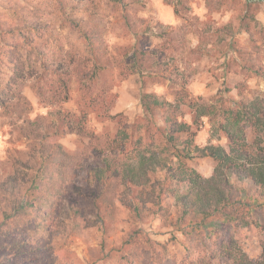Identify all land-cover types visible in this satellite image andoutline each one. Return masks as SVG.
I'll return each mask as SVG.
<instances>
[{"label":"rangeland","instance_id":"obj_1","mask_svg":"<svg viewBox=\"0 0 264 264\" xmlns=\"http://www.w3.org/2000/svg\"><path fill=\"white\" fill-rule=\"evenodd\" d=\"M145 93L178 108L145 111ZM0 97V175L22 171V192L44 206L22 248L8 251L17 232L0 218V264L264 263L262 200L247 226L238 220L259 195L252 183L232 177L231 205L203 221L181 213L169 190L185 186L164 170L140 186L117 176L150 153L211 176L216 162L193 147L228 149L225 110L256 100L264 111V0H0ZM167 112L188 125L171 142ZM243 138L264 147L258 129ZM46 143L62 146L65 182L47 163V190L31 192ZM136 197L145 204L133 210Z\"/></svg>","mask_w":264,"mask_h":264},{"label":"trees","instance_id":"obj_2","mask_svg":"<svg viewBox=\"0 0 264 264\" xmlns=\"http://www.w3.org/2000/svg\"><path fill=\"white\" fill-rule=\"evenodd\" d=\"M17 76L21 78L20 73H16L15 77L7 82L2 91L9 90L10 85L15 84L17 81ZM7 102L0 97V108H7ZM140 102L142 108L148 112L178 108V105L160 100L152 93L143 94L140 97ZM199 108L201 109V115L208 114V111L204 110L207 108L206 106L201 105ZM223 120L220 129L228 139V149L215 145H207L203 148L193 147L197 155L201 157L209 156L216 162L211 176L202 177L195 170L187 167L180 158L177 159L176 163H170L166 159L157 158L155 153L140 155L133 166L126 164L117 172V176L134 186H140L147 183L149 172H153L155 169L164 170L168 180L183 183L185 186L182 193H179L177 189L169 190V193L175 198L178 208L181 209V213L183 215L190 213L203 221L211 219L216 214L223 213L226 207L231 205L229 194L234 188L230 183L232 177L236 181H248L258 188L259 195L252 199V204L242 203L244 208L241 209L246 210L243 216L238 217V220L241 225L247 226L249 223L243 218L250 216L253 203L259 200L264 203V147L258 145L256 150L249 151L245 148L244 143L241 144L240 142L244 141V128L249 127L264 132V111L260 110L259 103L256 100H251L239 104L234 110H225ZM163 124L162 130L167 132L166 139L168 142L176 140L177 135L188 132V125L177 121L176 117L174 119L169 112L164 116ZM42 138L46 140V137ZM45 146H48L50 150L47 153L43 151L41 167L36 176L38 183H34L37 181H31L29 187L31 192L38 190L41 186L47 190V185L43 183V176L46 174L45 170L49 166L48 164L53 168L51 171L52 179L58 183L65 182L69 164L62 146L58 143L48 145L46 143ZM185 146L184 156L189 158L192 154L190 151L191 145L187 142ZM42 171L43 175H41ZM22 174L24 175L22 171L12 170L0 175V218L10 219L12 222L11 230L17 232L13 240L7 241L8 251L14 250V247L22 248L29 243L26 235V225L31 226L35 220L39 221L43 213V204L30 199L26 195V191L22 192L25 184L23 177H20ZM236 200L235 203L239 205L243 199L237 198ZM133 202L130 206L133 210H138L135 206L145 204L142 197H136ZM227 215L232 217V213H229V211H227ZM21 225H23L22 228ZM6 233L0 223V240ZM21 253L12 251V256L15 259ZM239 258L238 262L233 261L231 264H264L260 261L248 260L243 254Z\"/></svg>","mask_w":264,"mask_h":264}]
</instances>
